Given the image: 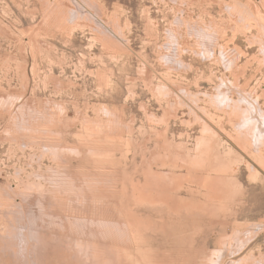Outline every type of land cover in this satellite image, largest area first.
Returning a JSON list of instances; mask_svg holds the SVG:
<instances>
[{
    "label": "rangeland",
    "instance_id": "1",
    "mask_svg": "<svg viewBox=\"0 0 264 264\" xmlns=\"http://www.w3.org/2000/svg\"><path fill=\"white\" fill-rule=\"evenodd\" d=\"M0 264H264V0H0Z\"/></svg>",
    "mask_w": 264,
    "mask_h": 264
}]
</instances>
